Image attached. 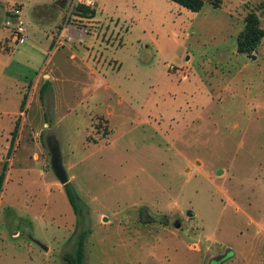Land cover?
<instances>
[{
  "label": "rangeland",
  "instance_id": "374dc122",
  "mask_svg": "<svg viewBox=\"0 0 264 264\" xmlns=\"http://www.w3.org/2000/svg\"><path fill=\"white\" fill-rule=\"evenodd\" d=\"M53 1L0 3L20 7L25 26L36 5ZM90 1L103 4L101 20L120 19L129 58L114 74L127 105L118 110L115 97L87 100L67 70L59 95L39 91L35 103L32 89L0 83V154L9 139L0 264H67L81 229L88 231L84 264H264V38L252 57L234 53L247 14L257 13L264 30V0H222L223 24L204 32L188 31L181 7L169 0ZM136 3L153 10L144 30L135 27ZM150 39L164 42L162 54L142 48ZM217 52L235 76L215 101L205 91L216 89L213 81L177 90L193 77L183 71L189 55L198 67ZM20 104L29 111L15 124ZM51 136L81 218L52 169Z\"/></svg>",
  "mask_w": 264,
  "mask_h": 264
},
{
  "label": "crops",
  "instance_id": "0c3cea01",
  "mask_svg": "<svg viewBox=\"0 0 264 264\" xmlns=\"http://www.w3.org/2000/svg\"><path fill=\"white\" fill-rule=\"evenodd\" d=\"M119 2L122 3L124 0ZM171 3L175 2L171 1ZM78 5L94 9L95 16L87 18L76 15L72 10ZM101 7H103L101 2L94 1L93 4L90 0H57L49 4L36 5L32 23L27 22L28 24L26 23L24 26L27 42L24 45H17L11 37L10 30L5 27V20L8 17L10 7L0 3V83H4L6 79L18 90L20 87L24 89V92L32 89L35 103L38 100L37 93L45 85H49V89L55 95H59L55 92L58 88L57 83L62 82L65 77L64 72L67 70L73 76L72 81L76 89H83L87 93V100L90 101L98 96L108 99L115 97L118 110L127 105L116 85L117 81L114 74L116 69L120 71L123 68L126 58H129L124 36L118 30L121 25L120 19L101 20L98 16ZM179 7H181L177 8L179 15L184 14L185 20L190 22L187 26L188 31L195 29L204 32L206 27L220 28L223 24L224 19L217 16V11L222 5L220 8H215L206 2L199 12L190 11L180 5ZM133 8L134 17H136L135 27L140 30L149 27L153 21L149 17L150 11L153 12L151 7L144 9L136 3ZM204 10L207 13L201 16ZM67 11L68 14H65ZM142 11L145 12L146 16L143 20L141 18ZM209 15L210 18H208ZM230 16L236 23L235 17L231 14ZM21 20L24 23V16L21 17ZM243 24H245L244 21ZM27 26H30L31 32L27 30ZM234 37H236V33H234ZM142 42L141 40L140 43ZM144 42H148V44L142 48L145 47L149 54L156 57L157 54L163 53L164 42L154 39ZM172 43L175 44V41ZM176 50L184 51L180 44L177 45ZM234 53L235 57L240 55L237 52V46ZM225 57L223 53L217 52L213 57H209L201 65L195 67V58L193 55H189L183 71L184 76H186V71L193 72V77L189 76L180 80L177 90L184 92V90L191 91L198 87L204 88L203 85L206 80L213 81L216 89H207L205 86V91L211 97L212 102L215 101L218 96L216 95L217 89L220 86L223 88L227 86L235 76L234 70H224L227 64L224 63L226 59L223 58ZM227 58L229 57L227 56ZM47 59L48 65L43 69ZM111 62H114L113 66ZM224 65L225 67L222 68L221 66ZM149 72L151 70L148 69ZM23 97L25 99V93ZM170 106L173 105L168 107ZM115 110V108L108 107L107 114L111 111L109 115H115ZM28 111L23 112L20 104L19 111L12 113L14 123L16 124L19 116L26 117ZM188 114L186 113V117ZM190 116L192 114L188 118ZM194 116L190 119H193ZM11 134L12 132L8 134L9 138ZM8 146L9 139L7 138V147L0 154V173L4 171L6 165Z\"/></svg>",
  "mask_w": 264,
  "mask_h": 264
},
{
  "label": "trees",
  "instance_id": "16d2710c",
  "mask_svg": "<svg viewBox=\"0 0 264 264\" xmlns=\"http://www.w3.org/2000/svg\"><path fill=\"white\" fill-rule=\"evenodd\" d=\"M178 5L193 11L199 12L205 5L207 0H170ZM213 5L215 8H220L222 5V0H215L208 2ZM76 15L92 18L95 16V10L84 5H78L76 10ZM244 29L237 36V52L241 55H247L252 57L254 52L257 50L261 44L262 39L264 38V30L261 25L260 16L255 12H250L246 15L244 19ZM49 89V85H45L41 91L40 95L43 96L44 93ZM5 178V169L0 173V195L3 189ZM65 192L68 198L70 205L74 213L78 217H82V207L81 200L75 188L67 183L64 185ZM82 219L78 221V227H81ZM88 231L86 229H81V231L76 235L75 248L73 252H68L64 255V260L67 264H84L86 258L85 245L87 239Z\"/></svg>",
  "mask_w": 264,
  "mask_h": 264
},
{
  "label": "built area",
  "instance_id": "2783aa9c",
  "mask_svg": "<svg viewBox=\"0 0 264 264\" xmlns=\"http://www.w3.org/2000/svg\"><path fill=\"white\" fill-rule=\"evenodd\" d=\"M21 17V8L12 6L8 9V17L5 20V27L10 30L11 37L17 45H24L27 42L26 30ZM171 69L175 70L173 67Z\"/></svg>",
  "mask_w": 264,
  "mask_h": 264
},
{
  "label": "water",
  "instance_id": "95a60500",
  "mask_svg": "<svg viewBox=\"0 0 264 264\" xmlns=\"http://www.w3.org/2000/svg\"><path fill=\"white\" fill-rule=\"evenodd\" d=\"M47 146L51 154L52 169L59 182L64 186L67 183H69V180H68L67 172L63 166L59 145L57 141L54 139V137L51 136L47 139ZM175 226L176 228H179L180 224L176 222Z\"/></svg>",
  "mask_w": 264,
  "mask_h": 264
}]
</instances>
